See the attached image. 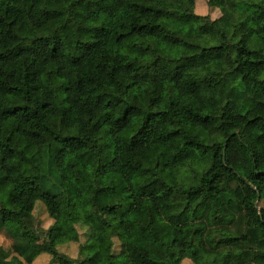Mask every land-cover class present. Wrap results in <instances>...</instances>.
Wrapping results in <instances>:
<instances>
[{
    "label": "trees",
    "instance_id": "obj_1",
    "mask_svg": "<svg viewBox=\"0 0 264 264\" xmlns=\"http://www.w3.org/2000/svg\"><path fill=\"white\" fill-rule=\"evenodd\" d=\"M263 71L264 0H0V264H264Z\"/></svg>",
    "mask_w": 264,
    "mask_h": 264
},
{
    "label": "rangeland",
    "instance_id": "obj_2",
    "mask_svg": "<svg viewBox=\"0 0 264 264\" xmlns=\"http://www.w3.org/2000/svg\"><path fill=\"white\" fill-rule=\"evenodd\" d=\"M199 9L204 13H208V9H205V6L201 7L199 6ZM209 17H213L212 14H206ZM216 15V14H215ZM261 79H264V71L263 73L260 75ZM17 162L19 164L20 170L25 173V174H33L35 172V169L32 167V165L28 162V160H26L24 157H19L17 159ZM14 189L12 185H7L5 186L1 191H0V206L6 204L10 197L11 194L13 193ZM128 199L126 196H121L119 198V204L121 207V210H124L127 206H128ZM34 215L36 218V225L40 228V229H46V227L49 225L50 220H49V216L47 214V211L45 209V206L43 204L42 201L37 200L36 201V207L34 210ZM115 218L111 217V216H107V221L106 223L102 226V239H101V261L100 264H108V257H109V253L110 250L113 246L111 239L108 237L109 236V231L112 228V226L115 224ZM69 227V226H68ZM70 229V227H69ZM1 237L3 238V241H6V244L8 245L11 240L10 238L3 232L0 233ZM82 233H81V239H82ZM74 246L75 249V244H72Z\"/></svg>",
    "mask_w": 264,
    "mask_h": 264
},
{
    "label": "water",
    "instance_id": "obj_3",
    "mask_svg": "<svg viewBox=\"0 0 264 264\" xmlns=\"http://www.w3.org/2000/svg\"><path fill=\"white\" fill-rule=\"evenodd\" d=\"M259 196V194H257ZM256 208H259L258 201L255 203Z\"/></svg>",
    "mask_w": 264,
    "mask_h": 264
},
{
    "label": "crops",
    "instance_id": "obj_4",
    "mask_svg": "<svg viewBox=\"0 0 264 264\" xmlns=\"http://www.w3.org/2000/svg\"><path fill=\"white\" fill-rule=\"evenodd\" d=\"M36 262L39 263V262H40L39 259H37ZM34 263H35V262H34ZM39 264H40V263H39Z\"/></svg>",
    "mask_w": 264,
    "mask_h": 264
}]
</instances>
